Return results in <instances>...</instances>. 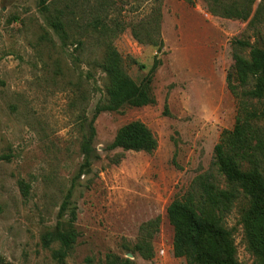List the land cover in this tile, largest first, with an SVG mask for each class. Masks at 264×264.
<instances>
[{"label":"rangeland","instance_id":"rangeland-1","mask_svg":"<svg viewBox=\"0 0 264 264\" xmlns=\"http://www.w3.org/2000/svg\"><path fill=\"white\" fill-rule=\"evenodd\" d=\"M59 2L76 8L64 42L45 21L38 0H0V264H57L51 254L56 244L44 246L41 235L55 227L64 201L68 209L61 217L74 208L78 231L66 264H80L87 256L103 261L107 253L131 264H187L173 255L166 208L199 173L212 171L223 183L212 160L220 132L232 127L236 113L226 83L231 41L264 44V0L244 3L246 19L214 0ZM155 25L154 41L134 35ZM107 42L137 83L155 55L161 60L151 81L155 102L98 113L93 158L85 166L81 141L105 94V74L95 60ZM136 119L153 132L156 149H107L116 130ZM115 156L117 163L111 160ZM239 205L226 215L225 225L233 228L238 260L253 264ZM156 217L148 259L133 245L143 236L142 224Z\"/></svg>","mask_w":264,"mask_h":264},{"label":"trees","instance_id":"trees-1","mask_svg":"<svg viewBox=\"0 0 264 264\" xmlns=\"http://www.w3.org/2000/svg\"><path fill=\"white\" fill-rule=\"evenodd\" d=\"M214 1L227 13L243 19L249 15L248 5L245 7L244 3L250 5L252 2L242 0L241 4L234 1L225 4L221 0ZM38 9L57 36L63 42L68 39L66 28L75 22L69 16L76 11L75 6L59 0H38ZM254 19L251 18L250 23ZM92 21L96 28L98 19L93 18ZM148 29L144 34L133 32L140 41H144V36L148 41H154L158 28L155 25ZM82 31V26L76 28L77 33L81 34ZM76 43L81 46L83 41L78 37ZM158 44L157 51H160L163 41L160 39ZM231 47L232 71L228 73L226 83L236 98V113L232 127L220 132L213 147L212 160L217 174L223 177V183L212 171L199 173L183 193L173 197L166 208L168 221L173 228V255L183 257L187 264H243L237 258L233 228L225 225V217L236 203L240 204L239 222L246 250L253 256V264H264V44L234 39ZM245 48H248L247 54L243 53ZM95 64L105 74V94L96 104L88 133L81 141L85 166H89L93 158V121L96 115L102 111H121L126 105L139 107L153 104L155 99L151 81L161 60L154 56L149 72L139 83L127 73L123 57L111 42L105 44L103 56L95 60ZM156 147L157 138L153 132L137 119L121 125L106 146L107 149L145 152H152ZM111 160L117 163L119 157ZM21 187L25 190L26 186L22 184ZM65 209H68L66 201L60 207L55 227L41 235L44 246L56 244L55 248H51V254L57 264H66L65 258L78 236L76 212L71 208L69 216L62 218ZM158 222L156 217L142 224L143 236L133 245V250L144 258L153 256L150 241ZM80 264H131V260L107 253L103 261L94 262L92 257L87 256Z\"/></svg>","mask_w":264,"mask_h":264},{"label":"water","instance_id":"water-1","mask_svg":"<svg viewBox=\"0 0 264 264\" xmlns=\"http://www.w3.org/2000/svg\"><path fill=\"white\" fill-rule=\"evenodd\" d=\"M129 256H131V254H129Z\"/></svg>","mask_w":264,"mask_h":264}]
</instances>
